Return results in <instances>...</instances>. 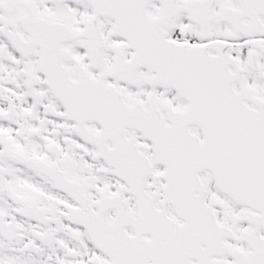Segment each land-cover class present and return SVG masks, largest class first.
<instances>
[{
  "label": "snow or ice",
  "instance_id": "6c2138e0",
  "mask_svg": "<svg viewBox=\"0 0 264 264\" xmlns=\"http://www.w3.org/2000/svg\"><path fill=\"white\" fill-rule=\"evenodd\" d=\"M0 264H264V0H0Z\"/></svg>",
  "mask_w": 264,
  "mask_h": 264
}]
</instances>
